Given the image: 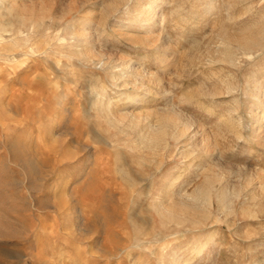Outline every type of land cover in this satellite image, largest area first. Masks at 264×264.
I'll list each match as a JSON object with an SVG mask.
<instances>
[{
    "label": "rangeland",
    "instance_id": "rangeland-1",
    "mask_svg": "<svg viewBox=\"0 0 264 264\" xmlns=\"http://www.w3.org/2000/svg\"><path fill=\"white\" fill-rule=\"evenodd\" d=\"M261 111L264 0H0V264H264Z\"/></svg>",
    "mask_w": 264,
    "mask_h": 264
},
{
    "label": "bare ground",
    "instance_id": "bare-ground-1",
    "mask_svg": "<svg viewBox=\"0 0 264 264\" xmlns=\"http://www.w3.org/2000/svg\"><path fill=\"white\" fill-rule=\"evenodd\" d=\"M5 1V3L6 4H8V2L10 1V0H4ZM12 1H14V3L16 2V0H12ZM12 3V2H11ZM10 3V4H11ZM14 5V4H13ZM8 6V5H7ZM2 9V8H1ZM153 9V8H152ZM14 10V9H13ZM155 13V12H154ZM153 17V16H152ZM147 20H149V19H147ZM152 20V19H151ZM149 22H147L146 24H148ZM146 26V25H145ZM148 26V25H147ZM77 39L79 40V45L80 46H82V47H84L85 48V51H83L87 56H88V58H90L91 56H92V53H91V50H90V48L81 40V36L80 35H78V37H77ZM82 42H83V44H82ZM84 48H82V49H84ZM79 49V48H78ZM77 49V50H78ZM76 50V51H77ZM80 50V49H79ZM82 52V53H83ZM82 53H80V54H82ZM100 61H102L101 59H100ZM121 69V68H120ZM131 69V68H130ZM136 72H137V70L136 69H134ZM121 75L118 77V78H116V80H118V86L120 87V85H125V84H128V82H126V78H125V74L126 73H128V74H126V75H129V77H130V75L134 72V71H132V70H129V69H122L121 70ZM123 75H124V79L122 80V78H123ZM131 77H132V75H131ZM134 79H135V82H134V86L137 88V87H139L142 83L139 81H137V80H139V78L138 77H134ZM144 87V86H143ZM121 88V87H120ZM138 89V88H137ZM145 92V91H144ZM147 94V93H146ZM124 95H126V97H127V99H128V101H129V103H134V102H136L138 99H140V98H144L143 97V95H142V93L140 94V93H138V92H133L132 94H127V93H125ZM146 97V96H145ZM126 99V100H127ZM141 110V109H140ZM261 113H264V112H262L261 111ZM260 113V114H261ZM262 116H264V114L262 115ZM108 118V117H107ZM117 122L119 121H124V120H126V119H128L129 120V124L130 125H134V124H136V123H138V122H140V121H142L144 118H145V114L143 113V112H132V113H121L118 117L115 115L114 117H113ZM114 121V120H113ZM164 121V120H163ZM161 122H162V119H161ZM125 125V124H124ZM175 126L176 127V122L173 120V119H167L166 121H165V123L163 122V124L161 125L163 128H164V131H165V133H168V132H170V134H171V136L172 137H174V138H177L178 137V135H180L181 133H183V130H180V129H178V131H177V129L176 128H174V129H172V127L171 126ZM145 127H150V124L149 123H147L146 124V126ZM123 128V127H122ZM178 128V127H177ZM150 129V128H149ZM161 129V128H160ZM175 129H176V131H175ZM150 132V131H149ZM148 132V133H149ZM148 133H146V132H143V133H140V134H142V136H141V138H142V140H145L146 139V137L149 135ZM150 133H152V132H150ZM161 133V132H160ZM145 134V135H144ZM147 134V135H146ZM146 136V137H145ZM154 137V136H153ZM178 179H179V175H177V176H175L174 177V179H173V184L174 185H176L177 183V181H178ZM172 184V185H173ZM177 186V185H176ZM175 186V187H176ZM174 187V188H175ZM205 190V189H204ZM175 191V190H174ZM200 192V191H199ZM203 192V191H202ZM208 192V191H207ZM203 194H205V193H203ZM222 197H223V195H222ZM210 198H211V196H210ZM173 199H174V193H171V194H169L167 197H165L164 199H160L158 202V204H157V206H156V211H157V213L159 214V216L161 217V218H163L164 220H166V221H171V222H174V223H180V221H184V219H187L188 217H186L187 215H188V213H186L184 210H182L183 209V205H181L182 206V208H180V206H176V204H174L173 203ZM209 199V198H208ZM185 208V207H184ZM181 209V210H180ZM186 209V208H185ZM187 211V210H186ZM189 212V211H188ZM6 232V229H5V226L0 222V234H4ZM199 243H200V241H198ZM198 243V244H199ZM196 247H197V245H196ZM199 247V246H198ZM195 248V247H194ZM165 249V248H164ZM199 249V248H198ZM193 250V249H192ZM195 250V249H194ZM196 251V250H195ZM184 256V255H183ZM184 260V262H185V259H183ZM188 260V259H187ZM182 261H180V258L178 259V256H173V257H171V259H170V264H185V263H181ZM188 262V261H187Z\"/></svg>",
    "mask_w": 264,
    "mask_h": 264
}]
</instances>
